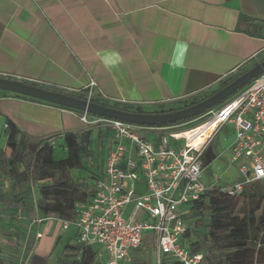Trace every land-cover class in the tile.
Returning a JSON list of instances; mask_svg holds the SVG:
<instances>
[{
  "label": "crops",
  "instance_id": "crops-1",
  "mask_svg": "<svg viewBox=\"0 0 264 264\" xmlns=\"http://www.w3.org/2000/svg\"><path fill=\"white\" fill-rule=\"evenodd\" d=\"M262 59L264 0H0L1 75L72 92L94 80L93 92L108 101L168 107ZM0 112L1 125L11 119L32 148L86 128L78 111L1 89ZM70 228L56 216L32 221L27 264H69L64 247L77 235ZM1 257L19 264L3 248Z\"/></svg>",
  "mask_w": 264,
  "mask_h": 264
},
{
  "label": "built area",
  "instance_id": "built-area-1",
  "mask_svg": "<svg viewBox=\"0 0 264 264\" xmlns=\"http://www.w3.org/2000/svg\"><path fill=\"white\" fill-rule=\"evenodd\" d=\"M95 85L94 80L88 84L83 99L97 97ZM80 119L87 128L110 132L108 152L92 199L77 203L75 219L59 220L63 229L75 226L76 241L95 246L96 259L104 264L131 261L132 251L146 241L156 248L157 264L166 256L182 264L202 263L203 253L181 240L189 228L191 205L215 186L203 181L204 154L227 124L234 126L231 162L239 165L241 176L222 190L238 196L246 184L264 182V72L192 125H143L89 112ZM130 204L133 209L126 217ZM50 217L37 214L33 222L40 225ZM26 249L19 264L28 262L32 251Z\"/></svg>",
  "mask_w": 264,
  "mask_h": 264
},
{
  "label": "trees",
  "instance_id": "trees-1",
  "mask_svg": "<svg viewBox=\"0 0 264 264\" xmlns=\"http://www.w3.org/2000/svg\"><path fill=\"white\" fill-rule=\"evenodd\" d=\"M0 76L8 75L0 74ZM233 79L235 78L225 81L220 88ZM25 81L85 98L83 92L76 93L54 85ZM220 88L207 95L200 94L185 100L179 107L172 105L162 107L161 105V107L155 106L154 109H149L143 108L144 106L108 101L99 97L94 98L93 101L133 112H166L197 103ZM7 93L15 97L28 98L83 113L75 108L16 92L7 91ZM229 98L216 106L223 104ZM201 115L161 125H192L201 120ZM5 123L8 124L7 128L4 127ZM109 135L108 130L100 127H86L78 131L66 132L62 137L65 153L58 158L56 146L50 140L52 137L41 140L35 148H32L30 135L7 118L0 126V137H5L6 148L11 152L8 153L5 148H0V177L18 175L19 183L27 182L29 186L23 191L11 195L8 199L0 182V201L6 202L7 206L13 209L23 210L30 222L35 219L37 214L42 218L56 216L66 220L75 219L77 203H87L92 199L95 194L96 181L103 175L102 165L106 160L105 139ZM95 143L100 146L101 150L97 155L93 152ZM87 158H90L91 164L87 163ZM216 158L217 153L211 143L204 154V165L207 167ZM73 169H85L90 174L74 176ZM191 209V214L188 216L189 228L181 241L193 252L203 253L201 264H264V182L254 181L246 184L243 193L238 196H231L222 190V186L215 185L206 191L199 201L193 203ZM236 213L240 214L239 224L234 222ZM64 252L68 258L65 261L69 264H101L96 259L97 248L95 246L82 245L75 240L73 243L65 245ZM1 254L0 244V264H4ZM161 264L182 263L166 256Z\"/></svg>",
  "mask_w": 264,
  "mask_h": 264
},
{
  "label": "rangeland",
  "instance_id": "rangeland-1",
  "mask_svg": "<svg viewBox=\"0 0 264 264\" xmlns=\"http://www.w3.org/2000/svg\"><path fill=\"white\" fill-rule=\"evenodd\" d=\"M11 92V91H8ZM183 103H174L173 107H179ZM145 108V107H143ZM2 119H0V126ZM235 139V130L232 124H227L223 127L213 139L212 145L215 152L217 153V158L206 167L203 173V181L206 185H216V186H227L233 182L236 178L240 177L239 165L237 163L231 162V152L230 146ZM110 141V135L105 139L104 154L107 155L108 143ZM56 146V156L59 158L65 152L63 150V140L60 138L55 141ZM0 148H5L8 153L11 150L6 148L5 137H0ZM100 146L95 143L93 145V152L95 155L99 154ZM88 164H91L90 158L86 159ZM93 162L95 160L93 159ZM104 168V165H102ZM22 169V168H21ZM72 174L74 176L89 175L85 169H73ZM0 182L2 188L6 193L8 199L11 195L19 193L26 189L29 184L19 183L20 177L16 175L11 177V175H3L0 177ZM33 199V197H31ZM133 209V204L127 206L125 216L128 217ZM26 213L20 209H13L7 206L6 202L0 201V242L2 243V248L5 256L12 262L17 259L18 263L22 258L23 250L31 244V222L27 220ZM240 214L236 213L234 216V222L239 224ZM75 230L74 226H71L70 230L66 233L70 234ZM147 235V232H145ZM159 261V255L156 251L155 246L150 242L146 241L140 248L133 250L131 254V261L127 264H157Z\"/></svg>",
  "mask_w": 264,
  "mask_h": 264
},
{
  "label": "water",
  "instance_id": "water-1",
  "mask_svg": "<svg viewBox=\"0 0 264 264\" xmlns=\"http://www.w3.org/2000/svg\"><path fill=\"white\" fill-rule=\"evenodd\" d=\"M263 72L264 59L238 75L235 79L217 90L215 93L207 96L197 103L172 111L151 113L133 112L104 105L66 92L37 86L25 81L24 79H18L15 77L0 76V89L75 108L98 116L125 120L136 124L161 125L176 123L203 114L208 109L229 98L236 91L247 85L251 80Z\"/></svg>",
  "mask_w": 264,
  "mask_h": 264
}]
</instances>
